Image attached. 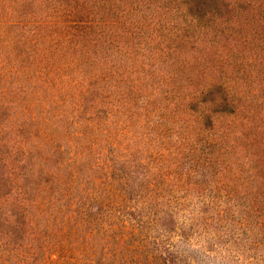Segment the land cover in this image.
Returning a JSON list of instances; mask_svg holds the SVG:
<instances>
[{"label": "rangeland", "instance_id": "obj_1", "mask_svg": "<svg viewBox=\"0 0 264 264\" xmlns=\"http://www.w3.org/2000/svg\"><path fill=\"white\" fill-rule=\"evenodd\" d=\"M122 1L126 6L131 3L137 5L135 0ZM190 1L192 6L187 7V22L191 16H197L203 24L205 14L216 11L219 12V20L230 21L235 16L229 4L232 6L236 0H218L211 4L207 3L208 0ZM147 2L149 7L158 6L156 9L162 14L158 12L156 21L161 16L160 21H166V24L185 22V17L176 19L175 11L183 6L180 0ZM13 3L14 0H0V25L12 21ZM98 3L99 0L85 3L86 9L80 10H86V14L75 18L71 13L69 16L55 13L64 10L75 13L82 5L81 0H30L22 7L23 11L35 13L30 14L34 16H30L29 22L50 27L34 29L36 26L33 25L31 29L19 30L0 26V158L3 157L7 166L1 163L0 171L16 168V162L11 163L14 155L21 157L36 148L40 155L37 157L32 153L34 157L28 160L26 168L21 162L22 170L17 169L16 173L27 171L32 164L41 169L39 175L33 174L28 180L17 183L13 175L9 181L3 179L5 183L0 181V195L15 192L17 185H20L19 189L29 186L28 194L21 196L27 198L28 195L30 199L34 189L40 188V183H46L56 189V197L60 199L58 203L66 214L68 211L84 213L86 208L95 213L94 209L107 201L104 195L107 189H121L117 180L122 179L130 167L134 168L131 171L137 187L141 190L144 187V192H148L146 189L150 183L157 189L162 186L163 180L150 173L158 170L164 177V183L168 184L166 194L171 190H187V200L179 205H167L163 198L152 210L149 208L154 202H142L148 193L132 196L121 204L110 201L111 206L113 203L119 208L116 211L119 219L113 218L115 223L134 219L138 212L151 211L155 223L153 235H162L163 257L169 258V253L177 254L186 259L181 264H264V243L260 247L250 245L248 232L241 233L239 224L246 215L243 209L251 197L264 198V184L256 185L257 177L253 178L255 182L248 181L254 174L256 157L264 154H258L252 147L245 150L239 144L231 153H222L225 147L235 143L231 137L220 142L218 136L230 121V108L213 102L211 99L216 98L214 92L213 97L209 94L195 98L193 91L197 86L192 88L184 84L186 78L193 74L190 70L181 71V76L172 83L169 77L177 72L176 68L168 66L169 57H161L154 52L157 47L166 50V43L153 41L151 51L141 50L135 43L147 35L143 31L132 38L123 37L120 45L109 43L113 29L103 25L109 23L108 18L104 23L92 18ZM149 11L141 8L130 18L141 20V27L145 30V24L153 15ZM118 13L120 15L121 10ZM19 15L20 12L16 17H21ZM120 21L127 23L130 19L123 17ZM53 23H56L55 27H52ZM163 25L165 23H157L156 28L161 29ZM33 30L37 32L35 42L28 39V32ZM131 43L136 50L128 48ZM168 43L174 45L173 42ZM256 44L254 42L253 45ZM134 53L137 54L132 56ZM200 55L199 49L186 44L180 46L172 60L177 66L181 61H190L197 70L204 69L206 74L209 66L196 58ZM258 90L259 93L264 92V87L261 85ZM241 145H247V141ZM19 147L22 148L16 151ZM124 152L131 153V159L123 160ZM207 157L214 161L211 166L204 161ZM191 158L197 162L191 163ZM113 159L122 167L121 170H109ZM51 174L54 177L52 184L49 180ZM200 175H205V178L198 182ZM109 176L114 179L113 187ZM262 178L264 171L259 170L257 181ZM220 185L225 190L218 191V195L230 193L231 197H221L218 202L227 200L230 214H234L236 219L230 215L221 223L211 211L203 215V221L193 224L192 219L201 216L200 211L205 208L203 203L208 200L202 196L203 190ZM61 194H67V197L62 199ZM15 196L9 194L7 201L0 198V211L2 205L7 206V216L11 213V202L16 201ZM106 211H109L108 207ZM82 215H72L77 224ZM15 218L13 214L8 220L14 223ZM59 221L56 228L62 225ZM44 223L45 220H41L39 228L25 230L24 237H33L35 234L31 232L41 229ZM25 226L32 228L28 223ZM71 228L73 222L70 228L64 229V236H73L74 229ZM90 228L87 225L82 233L79 231L78 235L70 238L67 245L71 250L68 252L80 253L79 247L97 246L96 257L99 260L101 246L85 232ZM110 228L115 229L116 236L122 232V228L113 222ZM43 232L45 236L38 241L42 247L39 258H43V254L48 255V235L54 237L51 240L53 244L61 241L59 233L50 229ZM125 235L126 231L122 237ZM125 239L127 244L136 245L137 234H129ZM13 246V243L9 244L10 248ZM105 247H109V253L117 249L113 242L102 248ZM129 251L136 257L137 249L130 247ZM144 257L145 253H141L139 260L146 264ZM121 261L122 264L127 261L134 264L133 258Z\"/></svg>", "mask_w": 264, "mask_h": 264}, {"label": "trees", "instance_id": "obj_2", "mask_svg": "<svg viewBox=\"0 0 264 264\" xmlns=\"http://www.w3.org/2000/svg\"><path fill=\"white\" fill-rule=\"evenodd\" d=\"M29 1L30 0H14L10 15L12 16V19H10L12 21H7L5 25L0 26L19 30L31 29L33 25L36 26L34 29L48 27L49 25H36L29 22L31 20L30 16H34L35 13L23 11L22 9ZM81 1L82 5L79 6V10L75 11V13H72V10H64L58 11L55 14L59 16L66 14L69 16L71 13L75 18H81V16L86 14V10L80 9H86L85 3L89 4L90 0ZM135 1L137 5L131 3L126 6L122 0H99L98 5H96V10L92 7L91 10H94L92 12V18L98 19V21L102 23L108 21V24L104 23L103 25L113 29L111 33L112 40H108V42L120 45L119 41L123 37L132 38L136 36L137 33L143 31V33H147V35L142 36L143 39L135 43V45L140 46L141 50L146 51L149 49V51H151L153 41H157L159 44L166 43V50H164L163 47H157L154 52L155 54L161 55V57H169L170 60L167 61L168 66L176 68L177 72L169 77L172 83L174 84L178 77L181 76V71L186 69L190 70L193 74H190L186 78L184 84L185 86L191 85L192 88L197 86V89L194 88L193 91L195 92V98H198L200 95L209 94H211L209 96L213 97L212 92H214L216 98H212L211 100L230 108L228 112L231 116L230 121L225 125L226 128L222 130L218 136L220 142L221 140L224 141L231 137L236 144L234 143L229 145V147H225L222 153H231L234 147L239 144V146L245 150H248V147H252V150L254 149L258 154H264V92L259 93L260 90H258L259 86L262 85L264 87V0H236V3L232 6L229 4L231 9L229 10L232 14H235L230 21L219 20V12L216 11L205 14L203 24L200 23V19H198L197 16H191L192 18L188 22L186 21V16L188 17L187 7L189 9L192 6V1L190 0H180L181 4H183L182 9L175 11L177 20L179 17H185V19H183L185 22H181L180 24L179 22H169L168 24H166V21L161 22V16L160 20L156 21L159 12L156 9L158 6L149 7L148 0ZM216 1L218 0H208L207 3L211 4V2L214 3ZM141 8H143V11L149 9L151 10L149 13L153 14L150 18V22L145 24V30L141 27V20H132L130 18L134 12L139 13ZM119 10H121L120 15L118 13ZM19 12L21 14L19 16L21 17H16ZM159 15L162 14L159 12ZM123 17L129 18L130 21H127V23L125 21L121 22L120 19ZM106 18H108L107 21L104 20ZM157 23L158 25L165 23V25L159 29L156 28ZM55 24L56 23H53L52 27H55ZM118 29L120 30L118 31ZM36 35L37 32H35V30L29 31L28 39L31 42H35ZM100 38L101 37H98V39ZM168 41L173 42L174 45L168 43ZM254 42H257V44L253 45ZM186 44L200 50L201 55L196 58L206 62L205 64L209 66L206 74L204 69L197 70L190 61H181L179 66L174 65L176 62L172 60L175 58L174 55H177L180 46ZM127 46L130 49L134 48V50H136L133 43ZM119 47L122 49L121 46ZM135 54L137 53L132 54V56ZM210 57L213 59H209ZM1 65H3V63ZM252 135H254V137L251 139L250 137ZM255 137H259L260 139ZM244 141H247V145H241ZM258 141L259 143L256 144ZM220 142L218 141L217 144ZM21 148L22 147H19L16 151ZM190 150L193 151L192 148ZM32 153L36 154L37 157L40 155L38 148L30 153L27 151L26 155L21 157L14 155L11 163L13 164L16 162L17 167H8V171L5 172L0 171V181L5 183L3 179L9 181L10 176L13 175L15 183H17L19 180H28L33 174L39 175L41 169L37 168L35 164H32L27 171L19 175L16 173L17 169L22 170L20 165L21 162H23L26 168L28 160L34 157ZM129 154L131 153L124 152L123 160L124 158L131 159ZM256 158L258 159L255 161L256 167L253 169L254 174H252V178L248 181L255 182L253 178L257 177V179H255L256 185H263L264 178L259 181L257 180L258 171H264V156H258ZM114 160L115 159L112 160L113 165H110L109 170H121L122 167H119ZM204 161L209 166L214 162L211 157H207ZM248 161H252V159H248ZM190 162L196 163L197 161L191 158ZM1 163L6 166L3 157L0 158V164ZM116 166H118V168ZM130 168L133 171L134 168ZM131 170H128V173H126L122 179L117 180L121 189L106 190L104 195L107 201L105 200V204L97 206V208L94 209L95 213H92L89 211L90 209L86 208L83 211L84 213H82V211H78V213H75V211L69 213L68 211L66 214L65 211L61 210L62 206L58 203L60 199L56 197V189L52 187V185H47L46 183H40V188L34 189L33 195L31 197L29 196L30 199L28 195L27 198L21 196L22 194H28L29 186L27 189H19L20 185H17L14 189L15 192L9 191L1 193L0 198L5 201L10 199L9 194H14V196L16 194V201L11 202V213L9 216H7L8 207L3 205L1 207L0 264H122L121 260L125 261L127 258H133L134 264H144L143 261L139 260V255L141 253H145L144 258L146 264H157L158 261L160 264H181L185 262L186 259L184 257L173 253H169V258L163 257L162 235H153L155 223L152 217L154 214L150 213L151 211H149V213L138 212L139 215L129 213L131 216L134 215V219H129L127 222L122 220L121 223L118 221L116 223L114 222L113 218L119 219L116 215V211L119 208L115 207L113 203L111 206L109 204L110 201L119 202L121 204L125 200L132 199V196L148 193L142 202H154L149 208L152 210L153 206L158 205L163 198L166 199L165 203L167 205H179L181 201L187 200V190L182 192H180V189L171 190L166 194L168 184L164 183V177L158 170H153L150 173L163 180L162 186L160 189H157L154 188L155 185L150 183L148 189H146L148 192H144V187H142V190L140 187H137ZM200 176L201 177H198V182L203 181L205 178V175ZM237 178L240 181L241 177L238 176ZM108 179L113 187L114 179L110 176ZM49 180L52 184L54 181L53 174H51ZM24 185L25 184L22 186ZM223 190H225L223 185L203 190L202 196L207 197L208 200H205L203 203L205 208L200 211L201 216H194L192 219L193 224L203 221V219H205L203 215H207L211 211L212 215L214 217L216 216V220L221 221V223H223V219L232 215L230 214V206L226 205L227 200H225V202H218L221 197H225L224 199H226V196L231 197L230 193L225 196L223 194L218 195V191ZM68 192L69 191H67V193ZM132 193L134 194L131 195ZM66 197L67 194L61 196L62 199ZM66 202H68V200ZM106 207L109 208V211H106ZM243 210H245L244 213L246 212V215L239 221L241 233L248 232L247 238H250L247 239V242L255 247H260L264 243V198L257 195L251 197L249 204H247ZM13 214L16 215L14 223L8 220ZM73 214H83L78 224L75 222V218L72 217ZM233 215L231 218H234ZM49 217H51V219H49ZM58 219L62 225L56 228L55 226ZM109 219L112 220L108 221ZM41 220H45L44 225L40 227L41 229H34V231L31 232L35 234L33 237H24L25 230L33 229V227L39 228ZM254 220H256V222H254ZM72 222L73 228L71 229H74V232H72L73 236H64V229L67 227L70 228ZM112 222L118 228H122V232L119 236H116L115 229L110 228ZM25 223L30 224L32 228L26 227ZM87 225L91 228L89 231L85 229V232L89 234V237L95 239L94 243L101 246V253L99 254L101 258L99 260L96 257L97 246L79 247L80 253L76 252L72 254L68 252L71 250L69 245H67V243L70 242V238H74L78 235L79 231L82 233V229L86 228ZM47 229H50L51 232L55 231L59 233L58 238H60L61 241L60 243L53 244L51 240L54 237L48 235V255L45 256L43 254V258H39L38 254L42 247L39 245L38 241L45 236L43 235V230L46 231ZM124 231H126V235L122 237ZM129 234H137V239L135 240L136 245L127 244L125 238ZM111 242L117 245V249L113 251V253L108 252L109 247L102 248L105 244ZM10 243H13L15 246L10 248ZM130 247L137 249L136 257L131 255V251H129ZM160 260L162 261L160 262ZM126 264H129L128 261Z\"/></svg>", "mask_w": 264, "mask_h": 264}]
</instances>
